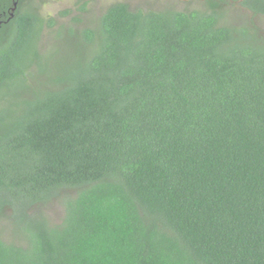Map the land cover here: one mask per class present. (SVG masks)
<instances>
[{
    "label": "trees",
    "instance_id": "obj_1",
    "mask_svg": "<svg viewBox=\"0 0 264 264\" xmlns=\"http://www.w3.org/2000/svg\"><path fill=\"white\" fill-rule=\"evenodd\" d=\"M26 1L0 29V264H264V0L235 24L115 3L37 88Z\"/></svg>",
    "mask_w": 264,
    "mask_h": 264
},
{
    "label": "rangeland",
    "instance_id": "obj_2",
    "mask_svg": "<svg viewBox=\"0 0 264 264\" xmlns=\"http://www.w3.org/2000/svg\"><path fill=\"white\" fill-rule=\"evenodd\" d=\"M206 1L222 2V9L226 12L231 23L235 24L251 18L250 14L239 5L242 0H31L29 1L30 7L42 21L37 52L45 62L46 68L50 69L48 73H45L34 63L29 70L31 78H27L25 82L27 85L37 88L40 84L46 85L50 71H52L51 76L69 74L70 70L68 69L75 62L74 54L71 55L74 51L73 48H77V45L80 47L82 42L79 33L84 29H96L99 18L109 6L115 3H125L131 9L143 11L162 9L193 11L203 9ZM50 20L53 21L52 25L49 23ZM253 21L259 23L264 29L263 17L258 20L253 19ZM70 32L77 34L76 40L70 37ZM65 68L67 69L64 72ZM62 205L58 200L53 201L45 208L44 213L51 222H60L64 213ZM7 227V224L0 222V234L8 239L12 236V231Z\"/></svg>",
    "mask_w": 264,
    "mask_h": 264
},
{
    "label": "flooded vegetation",
    "instance_id": "obj_3",
    "mask_svg": "<svg viewBox=\"0 0 264 264\" xmlns=\"http://www.w3.org/2000/svg\"><path fill=\"white\" fill-rule=\"evenodd\" d=\"M10 1H11V4H12V6H13L14 8L11 9V12H8V15H5V14H4V17H3L2 19L0 18V29H1L2 27H6L7 24L9 23L10 19L13 18V14H12V12L14 11V9H15V7H16L17 0H10ZM29 1H31V0L26 1V3L29 4ZM3 44H4L3 42H2V44H0V49L2 48L1 46H2Z\"/></svg>",
    "mask_w": 264,
    "mask_h": 264
}]
</instances>
